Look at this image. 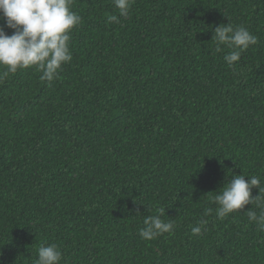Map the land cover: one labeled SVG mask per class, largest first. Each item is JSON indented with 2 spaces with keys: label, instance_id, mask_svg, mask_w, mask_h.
Wrapping results in <instances>:
<instances>
[{
  "label": "trees",
  "instance_id": "1",
  "mask_svg": "<svg viewBox=\"0 0 264 264\" xmlns=\"http://www.w3.org/2000/svg\"><path fill=\"white\" fill-rule=\"evenodd\" d=\"M71 10L51 86L34 67L0 80V264L49 244L59 264H264L255 203L204 217L233 175L264 186V0H134L119 24L112 0ZM227 23L257 37L233 67L211 39ZM160 208L174 230L145 241Z\"/></svg>",
  "mask_w": 264,
  "mask_h": 264
},
{
  "label": "clouds",
  "instance_id": "2",
  "mask_svg": "<svg viewBox=\"0 0 264 264\" xmlns=\"http://www.w3.org/2000/svg\"><path fill=\"white\" fill-rule=\"evenodd\" d=\"M134 0H112L119 15H110L108 20L119 24L121 17L127 18ZM72 0H0V80L18 69L34 67L41 75L40 79L49 86L58 78L64 64L71 62L70 50L71 30L81 23V16L71 10ZM5 28L11 29L9 35ZM217 52L223 47L231 49L224 55L229 67L239 61L242 52L250 45L257 43V37L245 26H233L230 23L220 24L213 30L212 38ZM253 188L258 195L253 196ZM212 202L216 208H206L204 217L215 215L224 219L237 212L245 205L255 203L259 212L249 208L248 220L254 223L259 232H264V186L257 176L245 180L244 175H233L223 186L222 191L215 194ZM157 215H149L143 220L138 234L145 241L174 230L173 221L161 219L165 210L160 208ZM208 224V220L200 218L191 226L193 235H200ZM62 252L56 244L41 245L34 264H59Z\"/></svg>",
  "mask_w": 264,
  "mask_h": 264
}]
</instances>
